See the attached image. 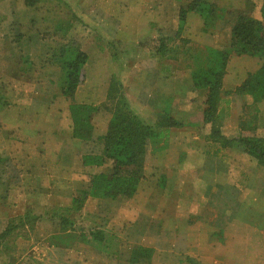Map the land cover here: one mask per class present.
Instances as JSON below:
<instances>
[{
	"label": "crops",
	"instance_id": "obj_1",
	"mask_svg": "<svg viewBox=\"0 0 264 264\" xmlns=\"http://www.w3.org/2000/svg\"><path fill=\"white\" fill-rule=\"evenodd\" d=\"M192 1H175L178 16L179 9L188 10ZM206 1L224 10L222 19L226 18V10H233L264 22L261 12L263 0H243L244 7L237 6L238 0ZM15 2L0 0V50L7 45H19L8 39L5 33L6 23L10 26L13 22L16 24L19 17L18 23L23 25ZM184 2L189 4L183 7ZM194 14L195 11L187 12L189 16ZM231 19L232 16L228 20ZM172 22L169 25L162 22L159 29L168 30ZM196 22L202 33L203 45L218 48L217 25L206 31L201 18L200 22ZM27 54L20 50L9 56L5 51H0V62H7L0 67L1 165L12 161V168L18 171L15 180L5 179L0 184V217H4L0 220V232L14 225L13 232L7 237H21V233L16 231L18 226L27 227L28 222L34 219L36 223L45 221L52 225L56 217H68L59 208L73 210L75 196L81 190L88 189L92 176L110 173L113 166L111 160L101 166L86 165L83 158L104 153L103 137L108 132L112 114L109 113L104 125L96 121L104 108L99 105L108 99L114 76L100 71L98 77L103 78V82L99 84L93 83V75L87 72L86 80L71 99L63 95L66 78L59 61L51 56L52 67L56 66V69L35 71L28 65L23 69L18 64L35 58ZM145 58L154 59V63L148 64L143 59L141 64L138 62L132 68L129 76L126 77L123 72L118 75L129 105L151 125L155 126L160 114L166 110L180 124L169 128L167 137L152 145V148L156 147L154 150L151 145L148 146L146 172L132 197L111 200L89 196L80 210L74 209L79 215L84 212L86 217H117L116 223L131 222L129 234L132 238L128 239L135 246L129 249L128 257H124L122 251L113 249L117 248V243L110 244L117 236L113 234L120 233L117 230L104 231L102 228V240L91 235L94 230L89 235H83V241L98 250V256L89 263L264 264V176L261 174L264 173V166L240 148H235L234 144L225 147L210 137V130L206 127L211 125L202 122L206 89L189 86L184 78L185 83H180L171 93V89L165 86H170V83H166V77L167 81L172 79L170 68L161 66L157 55ZM35 59L41 58L37 56ZM9 61L17 65L14 73ZM236 62L241 65L234 73V90L224 92L230 64ZM261 64L260 57L249 54H233L229 59L223 79L222 103H230L233 98L231 108L236 109L232 115L237 117V122L231 124L237 131L232 135L221 125V131L228 139L241 135L264 137V113L261 118L256 115H262L258 107L262 109L260 105L264 104V100L257 102L249 94H236L237 88ZM98 89L100 91L96 95ZM201 90L203 96H199L198 100L195 97L190 101L186 98ZM177 101L183 109L180 116L175 115L173 107ZM74 102L92 103L98 107L93 117L94 129L90 140L73 137L70 105ZM237 109L240 111L237 112ZM200 126L205 128L204 139L211 142L212 149L196 150L192 147L201 138L200 132L196 131ZM244 156L249 157L254 167L248 169L245 163H240ZM240 165L244 169L236 171ZM29 214L35 217H29ZM45 215L49 217H42ZM65 226L60 234L72 232L70 228L64 230ZM36 227L38 230L39 227ZM31 230L35 231L32 224ZM57 234L52 229L47 235H42L41 240L31 242L29 254L34 257L29 259L28 264H79L75 261V248L55 242ZM7 245L6 241L1 245L3 251L8 249ZM138 247L153 250L146 263H142L144 260L140 263L132 261L131 257ZM83 262L86 263V259Z\"/></svg>",
	"mask_w": 264,
	"mask_h": 264
},
{
	"label": "rangeland",
	"instance_id": "obj_2",
	"mask_svg": "<svg viewBox=\"0 0 264 264\" xmlns=\"http://www.w3.org/2000/svg\"><path fill=\"white\" fill-rule=\"evenodd\" d=\"M175 1L176 0H36L35 4L27 5L25 3L26 0H16V8L23 18V25L18 23L20 21L19 17L16 24L13 22L10 26L6 23L5 33L8 39L16 41L19 45H7L4 48L2 47L4 50L0 51H5L9 56L19 53L20 50L22 53L23 51L28 53L27 55L29 57L36 58L39 56L41 58L40 60H36L35 58L32 60L33 62L31 60H25V62H21L22 65H18L23 69L28 65L30 69L35 71H39L43 68L51 70L52 68L56 69V66L52 67L51 56L56 57L55 52L57 49H60L65 43L72 42L88 54L89 61H87L88 65L86 64V73L89 72L93 75L91 79L93 83L101 84L103 82V78L98 76H100V71H104L109 76H114L112 81L120 83L122 85L121 90L124 92L123 82L118 75L123 72V75L129 76V74L132 73V68L138 62L141 64V60L143 61V59H146L145 57L156 56L154 52L145 49L143 44L149 43L152 39L157 37H164L167 38L166 42L169 48H171V51L169 50L165 57L161 55L157 56L160 57L159 63L161 66L170 68L169 71L172 79L167 81L168 77H166V83H170V86H167V84L165 86L171 89V93H174V90L180 86V83L182 85L185 83L184 78H186L189 86H194L192 77L193 71L197 70L200 65V63H197L194 54L199 53L200 50L204 53L205 50V45H203L204 41L201 38L202 33L196 22L197 20L200 22V17L197 14L192 16L187 15V22L182 28V31L179 32V16L176 13V6H174ZM188 4L187 2H184V4L182 3L183 7ZM236 4L238 7H244L243 0H238ZM237 15H239V13L233 10H226V18L217 22L218 32L216 33V45L219 49L228 48V43L230 41L229 27L233 21L235 22ZM231 16L232 19L228 20ZM172 20L173 22L168 30L159 29L162 22L165 21V24L169 25ZM146 60L148 64L154 63V59ZM9 63H11L10 69L14 73L17 70V65H14L12 61H9ZM6 64L7 62H0V67H4ZM240 65L241 63L238 62L233 65L230 64V74L226 77L225 90L223 89L224 92L229 91V89L234 90V73L239 69ZM128 80L132 83L131 78ZM202 90L198 94H190L191 92H189L190 95L188 94L189 96L186 98H188L189 101L194 97L198 100L199 96H203ZM99 91L98 89L96 95ZM17 97H19L18 94ZM236 102L238 103V101ZM101 105H103L104 108H102V113L99 114L96 123L104 125L105 121L108 119L109 113L112 114V103L107 99L99 106ZM180 106L179 101L173 105L174 110H176L175 115L177 116H180L182 113L180 110L183 111ZM232 106L233 98H231L230 103H222L219 111L221 113L220 124L223 126V129L226 127L233 135L236 133L237 129L231 123L233 121L237 122V117L232 115L236 109V107L232 109ZM260 107H262V109L259 107L258 109L262 115L256 113L258 118H261L264 113V104L260 105ZM238 110L240 111V109H237V112ZM206 129L211 130V127H206ZM196 131L198 133L200 132L201 138L197 140L198 142L192 147L196 150H203L210 147L212 149L213 146L211 142L204 139L205 128L200 126L196 128ZM154 148L156 147H153L152 150H154ZM240 163H245L248 169L249 167H254V165H252L254 163L249 161L248 156L242 157ZM12 165L13 162L11 161L9 164L4 163V166H0V184H2L5 179L10 180L9 178H12L15 180L18 177V171L14 170ZM3 167H5L4 170ZM241 169H244L242 165L236 168V171ZM145 172L146 169L144 168V174ZM261 174L264 176L263 172ZM78 194L79 193H77V195ZM59 209H61L62 214L68 217H56L55 222L52 224L53 226L45 221L36 223V219H34L35 221L28 222L27 227L18 226L19 229L16 231L21 233V237L19 235H17V237L11 235L5 238L1 245L6 241L8 243V249L3 251V248H0V264H28L29 259H33L34 257L33 254H29L31 242L41 240L42 235H47L52 229L59 233L57 234L58 236H55V242L58 244H67L75 248V261L79 264H90L89 261L92 260L93 257L98 256V250L91 246V244H87L83 241V235H89L93 230L102 231V228H104V231L114 229L120 232L113 234V236H117L114 237L110 244L117 243V248L113 249L122 251L124 257H128L129 249L135 246L133 245L134 242L128 239V237H131L129 234L131 230L130 221L119 224L116 223L117 217H86L84 212H81L79 215L74 209L69 210L70 208L65 207H60ZM49 214L51 215V213ZM29 217H35V215L29 214ZM42 217L49 216L45 215ZM3 218L4 217H0V220ZM63 218H66L70 222L66 223L64 229H71L72 232L68 234H60V230L64 228L63 226L65 225L63 224ZM14 224H16V222ZM31 224L35 229L33 232H31ZM11 225L14 226L13 224ZM36 225L39 227L38 230ZM160 257H163V255ZM83 259H86V263L83 262ZM146 262L147 261L144 260L142 263Z\"/></svg>",
	"mask_w": 264,
	"mask_h": 264
},
{
	"label": "trees",
	"instance_id": "obj_3",
	"mask_svg": "<svg viewBox=\"0 0 264 264\" xmlns=\"http://www.w3.org/2000/svg\"><path fill=\"white\" fill-rule=\"evenodd\" d=\"M35 2L36 0H26L25 3L33 5ZM190 10L195 11L201 18L206 31L224 18V10L215 3L194 0L188 5V10L182 8L180 11L179 32L187 22V12ZM261 12L264 18V0ZM229 28L231 42L228 48L219 49L207 46L204 53L200 50L199 53L194 54L197 63H200L197 70L193 71L194 86L207 90L202 122L211 125L210 137L213 140L219 141L225 147L234 144L235 148H240L264 166V137L241 135L238 138L228 139L221 131L219 111L223 94V79L229 59L233 54H249L261 58V67L249 75L245 82L237 88L236 94H249L257 102L264 100V22L241 13ZM166 40L167 38L157 37L149 43H144L143 46L154 52V55L165 57L169 50L171 51ZM55 55L66 78L63 95L72 99L78 87L85 81L89 56L72 42L63 44L60 49L56 50ZM121 88L122 85L116 81H112L109 88L108 100L112 103V117L108 132L103 137L104 153L87 155L83 158L84 164L98 166L111 160L113 162L112 171L92 176L88 189L81 190L74 198V209L76 210L83 207L89 196L111 200L119 197H132L144 175L148 146L158 144L163 137H167L169 128L180 124L169 110L160 114V120L155 126L147 123L133 111ZM97 111L98 107L92 103H71L73 137L82 140L92 138L93 117ZM2 163L0 157V166ZM62 220L63 224L68 223L66 218ZM13 228L14 226L10 225L0 233V247L2 241L13 232ZM101 233L93 231L91 235L97 240H102ZM152 254V249L138 247L131 259L135 263H140L143 260H149Z\"/></svg>",
	"mask_w": 264,
	"mask_h": 264
}]
</instances>
